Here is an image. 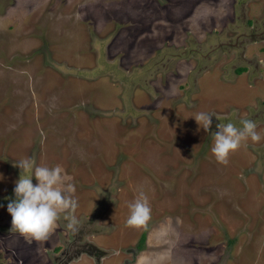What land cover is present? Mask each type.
<instances>
[{
    "label": "rangeland",
    "instance_id": "obj_1",
    "mask_svg": "<svg viewBox=\"0 0 264 264\" xmlns=\"http://www.w3.org/2000/svg\"><path fill=\"white\" fill-rule=\"evenodd\" d=\"M244 119L261 139L218 162L217 125ZM24 158L76 186L46 240L11 229ZM141 190L151 218L128 226ZM98 251L100 264H264V0H0V264Z\"/></svg>",
    "mask_w": 264,
    "mask_h": 264
},
{
    "label": "clouds",
    "instance_id": "obj_2",
    "mask_svg": "<svg viewBox=\"0 0 264 264\" xmlns=\"http://www.w3.org/2000/svg\"><path fill=\"white\" fill-rule=\"evenodd\" d=\"M211 117L209 113L199 112L194 116V120L199 128L207 132L211 126ZM239 123V127L232 122L217 125L218 131L214 133L211 152L218 162L227 164L229 154L238 149L242 141L249 138L252 141L261 139L255 130L254 121L244 119ZM14 166L20 169V176L15 182L14 198L7 203L6 210L11 217V229L35 240H46L54 230L60 213L77 208L78 202L73 198L76 186L67 182L71 178L59 165L34 167L31 158H24ZM33 176L37 181L35 185L32 183ZM128 207L129 215L126 220L128 226L146 225L150 220L151 209L143 190ZM77 227L78 221L72 216L68 219L66 228L75 232Z\"/></svg>",
    "mask_w": 264,
    "mask_h": 264
},
{
    "label": "flooded vegetation",
    "instance_id": "obj_3",
    "mask_svg": "<svg viewBox=\"0 0 264 264\" xmlns=\"http://www.w3.org/2000/svg\"><path fill=\"white\" fill-rule=\"evenodd\" d=\"M66 249L65 250H62V254H66ZM93 254V253H92ZM92 258L95 260V264H100V262L106 258V255L105 254H100V252L98 251V254H93L92 255ZM57 261H59V259H57ZM61 261V260H60ZM63 264H66L64 263L63 261ZM121 264H125V262L121 263Z\"/></svg>",
    "mask_w": 264,
    "mask_h": 264
},
{
    "label": "trees",
    "instance_id": "obj_4",
    "mask_svg": "<svg viewBox=\"0 0 264 264\" xmlns=\"http://www.w3.org/2000/svg\"><path fill=\"white\" fill-rule=\"evenodd\" d=\"M145 240H146V236L143 234L141 239L139 240L138 245L136 246L139 251L142 250V247H143V245L145 243Z\"/></svg>",
    "mask_w": 264,
    "mask_h": 264
}]
</instances>
